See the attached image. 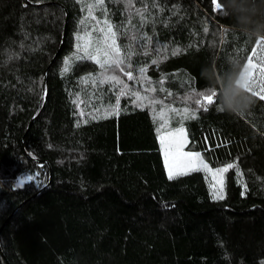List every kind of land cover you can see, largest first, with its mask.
<instances>
[{
    "label": "trees",
    "instance_id": "trees-1",
    "mask_svg": "<svg viewBox=\"0 0 264 264\" xmlns=\"http://www.w3.org/2000/svg\"><path fill=\"white\" fill-rule=\"evenodd\" d=\"M92 2L0 0V264H264V100L250 93L243 114L218 111V97L207 110L194 103L209 86L202 70L246 63L256 42L212 0H104L93 14L114 26L136 79L101 78L78 56L65 71L77 36L91 32L95 46L104 26L81 24ZM113 74L172 108L191 101L196 118H158L160 104L138 106ZM118 96L119 114L106 115ZM144 113L155 134L182 124L185 151L213 170L237 167L222 187L203 170L146 179L157 158L132 148L143 125H121Z\"/></svg>",
    "mask_w": 264,
    "mask_h": 264
},
{
    "label": "snow or ice",
    "instance_id": "snow-or-ice-1",
    "mask_svg": "<svg viewBox=\"0 0 264 264\" xmlns=\"http://www.w3.org/2000/svg\"><path fill=\"white\" fill-rule=\"evenodd\" d=\"M215 4V7L221 12L224 9L221 6V3L217 2V0H212ZM131 4V0H129V5ZM104 0H94L92 3H85L84 7L87 10V16L84 20L81 21V24L84 25L90 20H96L94 16V11L96 8H103ZM104 20L101 22L96 20V24L100 25L101 23L104 25L103 27H95L93 31H97L100 35L95 39V46L93 43V37L91 32L85 31L83 36L78 35L77 40L82 41L83 43L77 44V53L74 54V57H69L67 61H65L66 68L70 67L71 60L76 58H87L93 60L96 64L99 65L100 69L103 71L100 73V77L103 78L106 73L109 72H120L123 73L129 80L136 79L131 71L125 70V60L128 58L127 56L122 55L121 48L117 44L116 36L117 32L114 30V26L107 19L106 14ZM92 48V51L89 49ZM83 52V55L80 56V52ZM130 55V53H129ZM154 63L156 61H153ZM246 80H247V91L255 96H258L261 100H264V43L257 42L256 49L252 51L251 56H249L246 60ZM128 68H131V64L127 65ZM140 77L144 78V72L146 69L140 68ZM87 79H91L95 82L96 77H89ZM108 82L112 83L114 86L119 87L120 94H131L135 97L136 102H138V106H154L156 104H160L161 108L158 114V118L166 117L167 112H173L177 115H181V120L183 119H195L196 112L194 110H190L191 101H189L183 109H175L170 105H165L162 100L156 99L155 97L150 96H142L140 92H130L128 85L120 79L118 75H110L107 77ZM101 82H104L101 79ZM162 83V82H158ZM161 91L164 89L161 87ZM149 92H155L156 89L149 87L147 90ZM217 95L216 93H201L199 97L194 101L195 105L199 107H203L207 110V106L217 104ZM119 96L117 97L116 106L107 110L106 115H118L119 114ZM218 111H222L220 108V101L217 106ZM80 115L83 116L84 112L81 111ZM167 123L166 118L164 119V123L161 124V127ZM160 142L164 146V155L165 161L168 167L169 178L172 179L173 173L177 174H186L187 170H203L209 173L213 180H219L222 187V177L223 174L226 173L230 168L237 167L233 164H228L225 167H218L215 170L209 167L207 163L203 160L202 156L196 152H184V145L187 143V137L185 134V130L181 124L180 127L176 128L173 131H169L167 135L162 134L160 136ZM28 179H32L29 177ZM215 187V185H213ZM214 198H223V193L220 190L214 191Z\"/></svg>",
    "mask_w": 264,
    "mask_h": 264
},
{
    "label": "clouds",
    "instance_id": "clouds-1",
    "mask_svg": "<svg viewBox=\"0 0 264 264\" xmlns=\"http://www.w3.org/2000/svg\"><path fill=\"white\" fill-rule=\"evenodd\" d=\"M221 6L248 40L264 43V0H223ZM227 63L228 70L221 74L215 69L202 70L209 81L206 93H216L222 111L243 114L254 103L247 91L246 65L233 57Z\"/></svg>",
    "mask_w": 264,
    "mask_h": 264
},
{
    "label": "rangeland",
    "instance_id": "rangeland-1",
    "mask_svg": "<svg viewBox=\"0 0 264 264\" xmlns=\"http://www.w3.org/2000/svg\"><path fill=\"white\" fill-rule=\"evenodd\" d=\"M142 124V128H139L138 126H134L133 134L136 136L134 137L132 141V148L133 150L137 151V153H150L154 154L157 158V163H155V168L152 172L148 173H142V176L145 177L148 180H157V181H163L169 179V173H168V167L165 161V155H164V146L160 142V136L162 134L167 135L169 131L162 132L160 134H155V131H152L150 127V118L148 114H142L141 116L126 119L123 122H121V125L127 126V125H134L139 123ZM187 144V143H186ZM183 148L185 151V146ZM142 160H144V157H142ZM187 170V172L194 171ZM181 175L177 174L176 172L173 173V177ZM217 186H220L219 180H214Z\"/></svg>",
    "mask_w": 264,
    "mask_h": 264
},
{
    "label": "water",
    "instance_id": "water-1",
    "mask_svg": "<svg viewBox=\"0 0 264 264\" xmlns=\"http://www.w3.org/2000/svg\"><path fill=\"white\" fill-rule=\"evenodd\" d=\"M32 123H33V120L30 122V124H29V126H28V129L31 127ZM36 195H37V194H35V195H34L32 198H30V199H33L34 197H36ZM30 199H29V200H30ZM26 202H27V201H25L24 203H22V204L17 208V210L20 209V208H21ZM17 210H16V211H17ZM16 211H14V212L9 216L8 219H11L12 216L14 215V213H15Z\"/></svg>",
    "mask_w": 264,
    "mask_h": 264
}]
</instances>
